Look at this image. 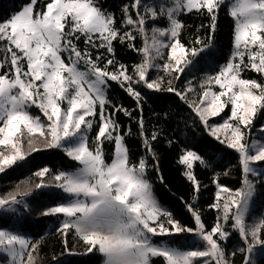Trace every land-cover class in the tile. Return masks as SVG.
Returning <instances> with one entry per match:
<instances>
[{"label":"snow or ice","instance_id":"1","mask_svg":"<svg viewBox=\"0 0 264 264\" xmlns=\"http://www.w3.org/2000/svg\"><path fill=\"white\" fill-rule=\"evenodd\" d=\"M221 11L233 30L231 51L218 63ZM186 15L207 20L188 40ZM117 44L139 61H119ZM204 61L210 70L199 67ZM112 83L134 100V109L110 98ZM141 88L174 94L194 125L235 154L237 164L212 177L211 226L198 205L207 186L195 169L222 167L223 154L201 155L185 141L177 163L192 189L183 201L192 223H183L159 202L149 178L154 171L164 183L155 148L162 133L146 126ZM120 114L137 126L141 153L135 158L127 144L131 125H122ZM47 150L60 151L70 166L30 171L0 195V215H15L22 206L56 217L62 252L52 255L54 264L81 246V254L99 256L100 264H235L237 252L241 264H258L264 204L258 216L253 213L264 201V0H127L119 13L101 0H25L0 20V177ZM232 167L239 169L238 188L220 180ZM49 192L58 196L54 205L35 203ZM42 242L0 228V264H40Z\"/></svg>","mask_w":264,"mask_h":264},{"label":"trees","instance_id":"2","mask_svg":"<svg viewBox=\"0 0 264 264\" xmlns=\"http://www.w3.org/2000/svg\"><path fill=\"white\" fill-rule=\"evenodd\" d=\"M24 2L25 0H0V20L9 17L13 12L19 10ZM125 2H127V0H101L105 8L116 11L117 13H119V7ZM182 19L188 26L184 32L185 40L195 35L197 25L207 23L205 18L194 15H186L183 16ZM232 30L233 20L225 14V11H221L215 41V59L218 63H223L231 51ZM200 34L203 36L205 32L202 31ZM116 57L119 61L128 66H131L134 62H138L140 59L136 53L119 44L116 45ZM247 75L249 77L255 76L254 73H248ZM182 80L180 81L181 86ZM140 90L144 92L147 97L143 112L146 126L149 131L155 127L161 130L162 133L155 148L159 155V168L164 178V183H160L154 171H150L149 178L154 185V193L159 202L165 205L183 223H192L191 217L186 211L183 203L185 200H190L192 189L189 182L182 175V166L177 163V158L180 155L181 149L187 146L185 141L194 142L195 150L201 155L210 152H216L218 155L220 153L223 154L224 163L222 167L204 170L197 166L195 169L198 179L203 185L207 186L201 191L198 205L200 208L204 209L203 219L205 223L211 226L215 219V213L208 211L207 205L212 202L215 193L212 177L214 172H222L224 168L230 165H236L237 160L235 154L232 150L224 148L215 139L205 134L198 125H194L192 123L194 119L193 114L186 106L182 105L174 94L152 92L143 88ZM109 96L114 102L122 103L129 109L135 108L134 100L123 92L115 83L111 84ZM227 111L226 109V112ZM165 114H167V118H165ZM118 119L125 127L131 125L133 136L127 139V144L135 158L141 153L140 141L136 136L137 126L123 114H120ZM218 119L219 118H215V120ZM168 139H173L174 141L171 147L167 145ZM44 165H49L53 169L70 166L69 161L60 151L48 150L35 153L30 158V164L28 166L10 172L6 178L0 177V195L12 191L15 183L22 178H27L30 171H35L38 167ZM231 173L232 174L229 176H221L220 180L223 184L231 188H238L240 186V173L238 167H232ZM57 199V194L49 192L37 198L35 203L41 206H51L56 203ZM26 202L32 205L33 197L26 198ZM261 204H264V201L257 202V207L253 216L259 215L261 212ZM12 216H15L17 225H19L22 232L28 237H31L33 240L43 238L40 252V264H54L51 259L52 255L56 254L59 256L62 252L61 239L55 232L59 220L56 217L38 216L35 207H31L28 212H25L22 210V206H18V211L15 215H0V225L8 226L13 221ZM190 237L191 235L188 236L189 240ZM237 239L238 237H233V241L229 242L230 249L233 246V242ZM68 240L69 244L73 242L71 235H69ZM191 242L195 243V241ZM81 253H83L82 246L76 250L75 254L62 255L60 257L61 264H100L99 256ZM256 259L258 260V264H264V256H258ZM242 260L243 255L237 252L235 264H241Z\"/></svg>","mask_w":264,"mask_h":264},{"label":"rangeland","instance_id":"3","mask_svg":"<svg viewBox=\"0 0 264 264\" xmlns=\"http://www.w3.org/2000/svg\"><path fill=\"white\" fill-rule=\"evenodd\" d=\"M199 67H201V68L204 69V70H210V69L212 68V64H211L210 62H208V61H204V62H202V63L199 65ZM161 74H162V73H161ZM155 75H156V72L153 71V72H152V76L155 77ZM196 75H197V78H199V76L202 75V73H201V72H197ZM183 83H184V80H182V85H183ZM33 112L36 113L37 110L34 109ZM216 121H217V122H220V118H219L218 120H216ZM257 135H259V134L257 133ZM47 151H48V150H47ZM261 167H264V164H262ZM162 205H163V204H162ZM163 206H164L165 208H167L165 205H163ZM167 209H168V208H167ZM168 210H169V209H168ZM5 215H6V214H5ZM252 218H253V216H250V217H249V219H248L249 222H251ZM12 219H13L12 223H10L8 226H1V225H0V228H11V229H14V230L19 231L21 234H24V233L22 232V230L20 229L19 225H17V221H16L15 216H12ZM25 235H26V234H25ZM26 236H27V235H26ZM190 241H195V238H194L193 236H191V237H190ZM258 256H264V253H257L256 258H257Z\"/></svg>","mask_w":264,"mask_h":264}]
</instances>
